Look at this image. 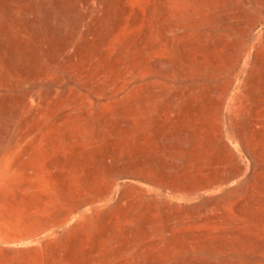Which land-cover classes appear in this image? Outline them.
I'll use <instances>...</instances> for the list:
<instances>
[{
  "label": "rangeland",
  "instance_id": "1",
  "mask_svg": "<svg viewBox=\"0 0 264 264\" xmlns=\"http://www.w3.org/2000/svg\"><path fill=\"white\" fill-rule=\"evenodd\" d=\"M0 264H264V0H0Z\"/></svg>",
  "mask_w": 264,
  "mask_h": 264
}]
</instances>
